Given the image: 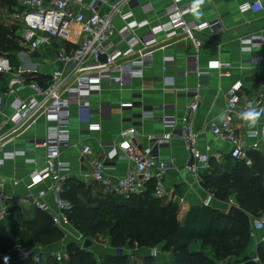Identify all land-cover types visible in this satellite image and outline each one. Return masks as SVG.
<instances>
[{"label": "crops", "instance_id": "obj_1", "mask_svg": "<svg viewBox=\"0 0 264 264\" xmlns=\"http://www.w3.org/2000/svg\"><path fill=\"white\" fill-rule=\"evenodd\" d=\"M19 1L24 4L23 0ZM256 1L263 4L262 11L259 13L241 11L242 5ZM91 2L92 0H84L83 4L89 6ZM192 2L193 0H183L182 5L191 8ZM172 4V0H135L134 4L124 8V11H131V21L139 24L148 22V25H142L136 30L137 36H143L149 32L150 26L168 22L165 10ZM146 5L148 6L146 9H151L150 12L143 11ZM75 8L77 11L83 10L80 4H76ZM108 9L103 7L101 11L107 12ZM201 12L199 19L192 13L186 16V20L198 24H216L212 29L198 33V40L206 47L198 49L194 42L183 35L169 39L165 34H160L157 36V46L150 52L153 57L152 64L143 69L142 77H136L124 86L118 83L105 84L100 93L91 96L90 109L86 114H82L77 105L70 106L67 127L70 144L61 149L59 158L68 168L64 185L66 195L72 190V193L74 192L83 201H86L85 198L101 200L100 197H106L103 196L104 193L112 199L120 198L118 195L107 193L93 180L91 174L95 158L106 156L113 148H118L122 141V133L129 129L136 130L135 140L140 146L154 147L148 138L169 132L163 119L172 116L177 121V128L174 131L176 136L169 143L155 147V153L159 161L166 166L165 185L174 196L173 202L166 200L164 202L167 204L175 202L179 205V221L184 223L193 208L204 207L205 199L214 196L212 189L203 186L202 177L198 180L185 170L189 152L180 138V129L182 118L196 100L199 109L194 116L193 125L199 134L198 149L202 153L210 154L220 173H231L238 162L241 163L231 157L232 147L229 144L213 136L209 124L226 112L227 94L236 81L243 83L244 98H258L263 101L262 107H264V45L253 41L264 38V0H206ZM114 25L116 32L112 41L118 42L121 39L119 31L125 23L117 16ZM19 34L21 36V28ZM76 36L78 37V34ZM70 46L72 47V44L66 45L54 41L51 47L42 48L35 53H30L23 47L24 52L18 55L19 62L22 60L20 70H31L30 81L46 87L52 74L62 69L57 57L58 50L63 51L64 48L68 50ZM122 49H125V46H122ZM14 74L15 72H12L2 77L11 85L14 83ZM113 76L116 79L119 71H114ZM167 78H171L170 83L167 82ZM3 83L4 81L0 84V91ZM34 98L39 99L30 88L18 90L15 96L5 98V117L9 118L13 114V102L16 99ZM129 103L133 106L122 107L123 104ZM238 123L239 135L244 139L249 155L263 159L256 141L248 137V132L256 130L264 123V114L261 115L255 128H249L245 122L238 121ZM53 125L45 116H39L22 128L18 134L8 139L0 149V160L3 161L0 163V193H4L12 200V214L38 210L26 200L36 197L39 190L51 186L50 181H45L41 186L29 189L32 173L44 166L46 157V150L36 146L45 140ZM11 129V124L5 121V133H9ZM83 146H88L93 154L82 156ZM10 154H19V156L14 159L4 157ZM118 154L113 160L106 161V173L112 178L123 177L133 168V163L125 158L122 151L118 150ZM153 191L154 184L151 182L141 194L133 197L155 198ZM46 201L54 212L56 206L51 194L46 197ZM215 201V210L225 214L232 207L241 209L236 193H232L227 202L223 203L216 199ZM47 214L51 217L49 213ZM251 235L254 242L253 250L262 246L257 244L262 233L254 235L251 230ZM62 236H65L63 232ZM194 245L195 249H193ZM52 246H47L41 253L47 254L50 249L56 248ZM26 247L42 250L44 246L27 245ZM201 248V241H197L190 249L192 252H200ZM152 250L145 255L143 254L145 250H140L142 259L147 260L148 256L154 255ZM249 255L248 249L247 254L239 259L229 257L220 264L243 262ZM255 259L257 260V257ZM153 263L171 264L164 259ZM129 264H134L133 260ZM136 264H145V262L137 260Z\"/></svg>", "mask_w": 264, "mask_h": 264}, {"label": "built area", "instance_id": "obj_2", "mask_svg": "<svg viewBox=\"0 0 264 264\" xmlns=\"http://www.w3.org/2000/svg\"><path fill=\"white\" fill-rule=\"evenodd\" d=\"M173 4L165 10L168 22L157 26H150V30L143 36H137L136 30L142 25L131 21V11L124 8L134 4L135 0H92L89 6L83 4L84 0H23L24 11L20 17L21 36L20 43L30 53H35L42 48L51 47L54 41L71 45L69 50L60 52L58 61L62 69L55 71L48 85L41 86L30 81L31 70H20L14 74V83L4 80L3 89L0 91V149L8 139L12 138L27 124L39 116H45L50 127L45 140L36 147L46 150L44 166L35 170L30 177L29 189L41 186L45 181H50L51 186L38 191L37 196L27 199L26 202L35 209L49 213L56 228L66 236L70 234L72 226L71 214L74 204L64 197V185L67 180V166L60 162L61 149L70 144V133L67 129L70 118V106L77 105L82 114L89 111L91 96L103 90L105 84L118 83L126 85L136 77L143 76V69L152 64L151 50L157 46V36L165 34L167 38L174 39L179 35L185 36L196 44L198 49L206 45L198 40V33L212 29L216 24H198L188 22L186 16L192 14L189 6L182 5L183 0H172ZM80 4L83 8L77 11L75 6ZM108 7L107 12L101 11ZM143 7V11L151 9ZM263 10L260 1L246 3L241 6L242 12L251 11L259 13ZM120 17L125 26L119 31L120 41L114 42L112 38L116 32L114 20ZM78 34V37L76 36ZM264 45V38L254 39ZM125 46V49H122ZM196 59V58H195ZM194 59V60H195ZM119 71L115 79L114 71ZM10 62L0 54V76L11 72ZM30 88L39 99H16L13 102V114L7 118L4 114V99L15 96L18 90ZM243 83L236 81L227 94L226 112L220 118L212 120L209 124L210 131L219 141L232 147L231 157L251 167L247 145L240 137L239 123L244 122L239 118V113L246 110L249 104L257 107L263 106V101L258 98H244L242 94ZM133 104H123L122 107H132ZM199 104L196 100L191 104L189 112L182 118L180 138L184 141L189 160L185 170L198 180L202 174L211 170V156L198 149L199 134L195 131L193 119L198 112ZM5 121L11 124V131L5 133ZM163 123L170 131L162 135H153L148 138L154 147H142L135 140V129L122 133L118 148H113L106 156L95 158L92 165V178L107 193L118 195L126 200L141 194L151 182L154 184V197L156 199L173 202V192L168 191L165 185L166 166L159 161L155 147L169 143L175 135L177 121L172 116L165 117ZM248 137L256 141L264 159V123L254 131L248 132ZM118 150L124 153L125 158L133 163V168L123 177L112 178L106 173V161L113 160ZM82 156H91L92 150L88 146L81 149ZM19 154L5 155V158L14 159ZM3 162L0 160V163ZM53 196L56 210L53 212L46 197ZM213 197L208 196L203 206H212ZM12 200L4 193H0V222L7 220L12 215ZM251 230L253 234L262 233L259 244L264 247V214L251 217ZM18 258L26 260L32 250L26 246L17 248ZM156 250H152L155 254ZM49 254L53 259L62 263L69 260V252L65 248L50 249Z\"/></svg>", "mask_w": 264, "mask_h": 264}, {"label": "trees", "instance_id": "obj_3", "mask_svg": "<svg viewBox=\"0 0 264 264\" xmlns=\"http://www.w3.org/2000/svg\"><path fill=\"white\" fill-rule=\"evenodd\" d=\"M19 39V27L10 29L0 24V54L13 62L24 52ZM0 81L1 84L4 77L0 76ZM250 158L251 167L238 162L231 173H220L211 159V170L203 173L202 179L203 186L214 191L217 201L227 202L229 196L236 193L239 207L255 218L264 214V160L255 155ZM64 197L74 204L71 221L74 213L78 220L86 221L90 236L107 233L111 246L118 249L126 248L132 239L144 248H154L165 242V251L173 249L179 254L178 264H220L229 257L237 260L247 254L252 240L250 228L215 209L195 207L182 224L178 216L179 205L175 202L167 204L162 199L141 196L126 200L120 197L103 202L87 198L85 203L72 190L69 195L64 191ZM98 202L105 207L98 206ZM108 207L110 220L102 219L90 225L95 217L106 214ZM61 233L47 213L39 210L13 212L9 219L0 222V264H129L127 255L105 254L98 260L92 251L76 244L69 247L67 262L60 263L49 254H45L43 262L37 260L33 252L26 260L18 258V245L51 246ZM197 241H201V251L192 252L190 248ZM254 253L252 258L249 255L243 262L230 264H264V247L259 246ZM152 259L147 257L146 264H154Z\"/></svg>", "mask_w": 264, "mask_h": 264}, {"label": "rangeland", "instance_id": "obj_4", "mask_svg": "<svg viewBox=\"0 0 264 264\" xmlns=\"http://www.w3.org/2000/svg\"><path fill=\"white\" fill-rule=\"evenodd\" d=\"M23 11H24V4L22 3V1H19V0H0V23L6 25L10 29H12L14 27L21 28L20 17H21V14ZM21 46H22V44H21ZM58 51H59V53H58V56H59L61 49H59ZM4 56L10 62V67L12 70L11 72L17 73L20 71V69H22V66H21L22 60L20 59L21 62H19L18 55H17L16 59L14 60V62H13V60H10V58L8 56H6V55H4ZM210 194L212 195L213 193H210ZM103 196H106L105 198L100 197L103 202L111 201V198H112L111 196H108L105 193ZM213 199H214L213 205L209 209H215V207H216V204H215L216 201H215L214 196H213ZM85 200H86V198H85ZM93 200H95V199H93ZM81 201H83V200H81ZM83 202H85V201H83ZM98 206L105 207L103 204H100V202H98ZM106 208H107V206H106ZM108 210H110L109 207L106 210V214L98 215L93 220H91L90 225H92L94 222H96L98 220H102V219L110 220L111 211H108ZM77 217L78 216L74 213L73 218H72V226L70 227V234H67V236L66 235L65 236H58V238L55 239V241H54L55 243L53 244L52 247H54V246L56 248L61 247V248H65V249L69 250V247L72 244H76L77 246H79L80 248L83 249V245H84L85 241L87 239H91L93 242L96 243L97 248L94 250H89V251H92V253L94 254V256L98 260H101L105 256V254H109V255H113V256L114 255L115 256L127 255V256H129V262H131V260H133V263L136 264L137 260H140L141 262L143 260L146 264L147 261L145 260V258L142 259V257H141L142 255H140V250H145V252L143 253L145 255L146 253L150 252L149 250L156 249V253L152 256L150 255V257L153 258L152 259L153 261L159 262L160 259H164L165 261L171 262V264H178L176 261L179 260V258H180L179 254L177 252H174L173 249H171L170 251H165L164 250L165 242L158 243L157 246H155L154 248H149V247L144 248V247H141L142 244L139 241H137L135 239H132V240H135V241H132L130 239L131 241L128 243V246L126 248L118 249V248L111 246V239L107 233L97 235V236H90L88 234L89 228H90L88 223L84 220H78ZM61 235H62V233H61ZM251 242L253 244L252 243L250 244L249 253H250V256L252 258V257H254V254H255L254 252H256V248H255V250H253V246H254L253 239L251 240ZM257 244H259V241L257 242ZM19 246H27V245L22 244V245H18V247ZM46 248L47 247L45 246L42 248V250H40L38 248H32V247L30 249L32 250L34 256L37 257V260L40 259V260H43V262H44L45 261V254H43L41 252L46 250ZM250 248L252 250H250ZM193 249H195V245H194ZM134 256H135V258H133ZM146 256H148V255H146ZM166 264H170V263H166Z\"/></svg>", "mask_w": 264, "mask_h": 264}, {"label": "clouds", "instance_id": "obj_5", "mask_svg": "<svg viewBox=\"0 0 264 264\" xmlns=\"http://www.w3.org/2000/svg\"><path fill=\"white\" fill-rule=\"evenodd\" d=\"M205 3L206 0H193L191 11L197 19L202 15L201 7ZM167 82L170 83L171 78H167ZM262 114H264V107H257L249 104L246 110L239 113V118L243 120L249 128H255Z\"/></svg>", "mask_w": 264, "mask_h": 264}, {"label": "water", "instance_id": "obj_6", "mask_svg": "<svg viewBox=\"0 0 264 264\" xmlns=\"http://www.w3.org/2000/svg\"><path fill=\"white\" fill-rule=\"evenodd\" d=\"M227 216L229 219L237 221L240 224H242L248 228L251 227V218H250L249 214H247L242 209L232 207L228 210ZM96 248H97L96 243L93 242L91 239H87L83 245V249H85V250H94Z\"/></svg>", "mask_w": 264, "mask_h": 264}]
</instances>
